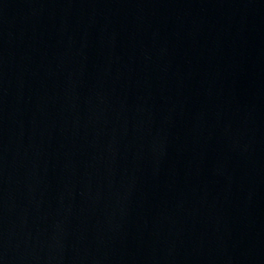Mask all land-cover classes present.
I'll return each instance as SVG.
<instances>
[{"label":"water","instance_id":"water-1","mask_svg":"<svg viewBox=\"0 0 264 264\" xmlns=\"http://www.w3.org/2000/svg\"><path fill=\"white\" fill-rule=\"evenodd\" d=\"M0 264H264V0H0Z\"/></svg>","mask_w":264,"mask_h":264}]
</instances>
